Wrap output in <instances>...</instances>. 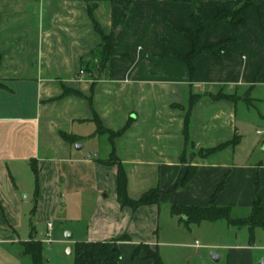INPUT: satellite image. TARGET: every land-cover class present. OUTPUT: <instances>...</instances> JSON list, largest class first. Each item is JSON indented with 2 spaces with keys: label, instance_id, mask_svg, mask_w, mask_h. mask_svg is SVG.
<instances>
[{
  "label": "crops",
  "instance_id": "0c3cea01",
  "mask_svg": "<svg viewBox=\"0 0 264 264\" xmlns=\"http://www.w3.org/2000/svg\"><path fill=\"white\" fill-rule=\"evenodd\" d=\"M233 1L199 0L203 22L214 25L218 11L231 9ZM196 11L191 0H0V247L8 258L18 262L26 255L18 230L27 222L29 196L23 194L31 172L38 220L53 222L70 203L77 213L66 234L70 240L129 234L118 242L119 264H154L144 252L133 256L140 243L158 250L181 244L169 240L184 235L171 211L174 201L208 206L224 182L217 205L252 209L258 185L264 205V157L249 162L257 146L246 144L253 121L237 113L238 101L254 95L264 127V11L249 7L243 25L224 20L200 34L194 47L183 31L198 32ZM93 18L105 34L117 35L104 66ZM162 43L182 57L194 48L197 54L190 63L165 57ZM65 88L83 95L62 96ZM219 93L234 99L215 100ZM96 116L114 131L131 121L114 138L115 154L131 197L157 188L163 192L158 203L120 204L118 166L102 157ZM91 123L94 146L87 152L84 144L75 148L82 126ZM235 136L240 140L233 146L200 153ZM189 165L196 167L193 178L174 190ZM166 209L178 219H167L161 229ZM252 242L240 246L236 238L228 246L234 263L247 254L254 264Z\"/></svg>",
  "mask_w": 264,
  "mask_h": 264
},
{
  "label": "rangeland",
  "instance_id": "374dc122",
  "mask_svg": "<svg viewBox=\"0 0 264 264\" xmlns=\"http://www.w3.org/2000/svg\"><path fill=\"white\" fill-rule=\"evenodd\" d=\"M99 62H95L98 66ZM254 95L247 96V98H241L238 101V118L242 117L252 120L253 126L248 127V134L246 136V144L249 148L253 147V144L257 143L255 151L251 156L249 162H257L259 159H263L264 146L261 144L264 139V127L262 125V119L259 115L261 109L260 103L253 99ZM82 132L84 134L81 139L74 144H84L83 151H88L89 148L94 146L95 140L89 137V134L95 127L94 124H85L82 126ZM102 146L106 149V153H102V157L105 161H113L111 152L113 151V138L108 132H102ZM84 141V142H83ZM83 142V143H82ZM253 145V146H252ZM109 153V154H108ZM34 175L30 174V186H27V192L23 194V198L27 195V222L19 228L18 236L22 240H27L30 236L42 241L43 244V264H75V247L76 242L66 237L68 227L71 220L76 218L77 213L75 209L70 207L61 209L53 217L55 222V232H51V236H47V219L44 217L42 220H38L36 217V202L34 199ZM249 208L236 207L232 211L234 217L247 216L250 213ZM85 211H88L85 210ZM178 219V217L170 216L169 209L163 210L161 215V229L167 227V219ZM66 218V219H65ZM69 220V221H66ZM180 222V227L183 229L184 235L180 238H171L176 242H180L178 245H161L160 256L166 264H236L233 258L229 256V245L236 243V238L239 240L240 246H250L251 236L248 226H234L230 225L225 219H221L215 222L204 221L198 224H191L188 228L185 223ZM54 232V233H53ZM254 246L250 252L253 255L254 264H258L259 261L264 258V228L255 229ZM252 242V243H253ZM20 244V243H19ZM19 244L15 243L14 250H19ZM260 246V247H258ZM4 247H0V264H33V259L30 255H24L19 257V261H14L8 258L4 253ZM216 253L221 256V259L214 260L212 254ZM250 256L243 255L241 259H238V264H250ZM252 260V257H251Z\"/></svg>",
  "mask_w": 264,
  "mask_h": 264
},
{
  "label": "trees",
  "instance_id": "16d2710c",
  "mask_svg": "<svg viewBox=\"0 0 264 264\" xmlns=\"http://www.w3.org/2000/svg\"><path fill=\"white\" fill-rule=\"evenodd\" d=\"M128 3L133 0H126ZM197 6V11L193 14V19L199 26V30L196 34L190 31H183L184 34L190 37L193 41L194 47H196L198 42V37L203 32L212 30L216 28L222 21L227 20L235 26L243 25L245 23L244 15L249 7L255 6L259 12L264 11V0H234L233 7L231 9H220L214 18V25H206L201 16L200 11L202 3L199 0H191ZM94 19V18H93ZM96 28L100 31L102 35V44H101V65L104 66L109 62L111 57V46L112 43L116 40L117 35L112 33L110 35L105 34L100 28L98 22L94 19ZM262 25L264 26V20H261ZM163 44V53L162 56H172L177 57L183 60H186L188 63L191 62V59L197 54L196 48L189 53L186 57L177 55L175 52L170 51L167 46ZM68 94H75L82 96L83 93L79 90H72L65 88V91L62 96ZM198 96L195 95L192 97L191 102L194 104L195 99ZM212 97L215 100L228 98L234 99L231 95H226L223 93L214 94ZM195 98V99H194ZM95 120L98 124V132H108L113 140L115 137L125 133L131 125V121H128L126 125L120 130L114 131L112 129L106 128L98 116L95 117ZM188 128V116L185 121V129ZM240 138L235 136L233 139L225 141L218 144L217 146L206 148L200 150V153L204 156H209L213 153H216L220 150H223L229 146H233L239 142ZM113 151L111 152L113 161H105L108 164H116L118 166V200L122 206H131L133 208H138L142 205L158 203L161 194V190L154 188L143 193L139 198H133L128 191V177L127 172L123 163L117 158L115 154L114 141ZM33 169L36 175V181L38 184V167L33 164ZM196 172V167L189 165L183 177H181L174 190L180 186H184L189 182ZM224 189V182L221 183L211 198V203L208 206H198V205H184L179 202L174 201L171 205V211L174 215L180 217V221L185 223V225L190 228L191 224H198L203 221H218L225 219L230 225L234 226H248L250 230L251 241L255 237L256 228H264V205L262 203V197L260 193V187L257 186L256 200L251 209V212L248 216L245 217H234L232 215V208L229 206H219L216 204V199L221 191ZM130 235L124 234L121 237L113 238L105 241H78L76 242L75 247V264H119L123 258V251L120 249L118 242L121 240H129ZM24 253L30 255L33 259V264H43V244L42 241L35 239L33 236L22 242ZM141 252L145 253V258L153 259L154 264H166L162 257L160 256L159 250L152 248L147 243H140L135 249L133 256H138Z\"/></svg>",
  "mask_w": 264,
  "mask_h": 264
},
{
  "label": "water",
  "instance_id": "95a60500",
  "mask_svg": "<svg viewBox=\"0 0 264 264\" xmlns=\"http://www.w3.org/2000/svg\"><path fill=\"white\" fill-rule=\"evenodd\" d=\"M77 147H78V148H81L82 145H81V144H78ZM212 257H213L214 260H219V258H220V256L217 255L216 253H213V254H212ZM258 264H264V258H262V259L259 261Z\"/></svg>",
  "mask_w": 264,
  "mask_h": 264
},
{
  "label": "built area",
  "instance_id": "2783aa9c",
  "mask_svg": "<svg viewBox=\"0 0 264 264\" xmlns=\"http://www.w3.org/2000/svg\"><path fill=\"white\" fill-rule=\"evenodd\" d=\"M81 72H83V71H81ZM47 229H48V231H47V236L50 237V236H51V232H52V230H53V222L49 221V222L47 223Z\"/></svg>",
  "mask_w": 264,
  "mask_h": 264
}]
</instances>
